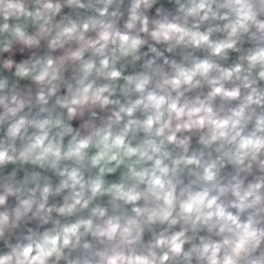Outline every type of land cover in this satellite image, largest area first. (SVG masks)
Listing matches in <instances>:
<instances>
[{"label":"clouds","instance_id":"9594fccd","mask_svg":"<svg viewBox=\"0 0 264 264\" xmlns=\"http://www.w3.org/2000/svg\"><path fill=\"white\" fill-rule=\"evenodd\" d=\"M0 264H264V0H0Z\"/></svg>","mask_w":264,"mask_h":264}]
</instances>
